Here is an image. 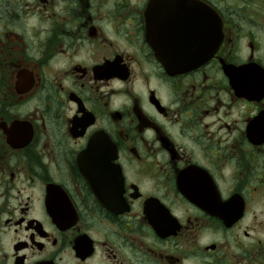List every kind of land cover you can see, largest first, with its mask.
Returning <instances> with one entry per match:
<instances>
[{
  "label": "flooded vegetation",
  "instance_id": "flooded-vegetation-1",
  "mask_svg": "<svg viewBox=\"0 0 264 264\" xmlns=\"http://www.w3.org/2000/svg\"><path fill=\"white\" fill-rule=\"evenodd\" d=\"M0 264H264V0H0Z\"/></svg>",
  "mask_w": 264,
  "mask_h": 264
},
{
  "label": "water",
  "instance_id": "water-1",
  "mask_svg": "<svg viewBox=\"0 0 264 264\" xmlns=\"http://www.w3.org/2000/svg\"><path fill=\"white\" fill-rule=\"evenodd\" d=\"M212 30L213 33L217 28V22L218 21L216 18H213L212 20ZM217 36L216 34H213V37ZM220 41V36H219V40L216 41V43H213V46L215 45V47L219 44ZM209 56L206 59L203 60H196V59H175V60H164V59H160V62L163 63L166 67L168 68H172L174 67L177 71H183V70H190L193 68H196L198 66H200L201 64H203L204 62H206V60H208Z\"/></svg>",
  "mask_w": 264,
  "mask_h": 264
}]
</instances>
